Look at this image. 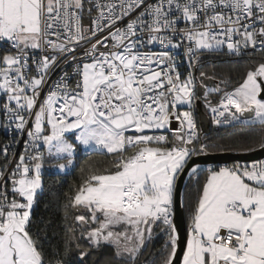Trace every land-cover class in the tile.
I'll list each match as a JSON object with an SVG mask.
<instances>
[{"label":"snow or ice","instance_id":"6c2138e0","mask_svg":"<svg viewBox=\"0 0 264 264\" xmlns=\"http://www.w3.org/2000/svg\"><path fill=\"white\" fill-rule=\"evenodd\" d=\"M257 51L234 86L197 75L204 54ZM201 101L233 130L220 142ZM0 117V264H101L105 248V264H264V160L202 166L264 152V0H0ZM80 152L108 159L80 168L50 251L34 231L42 173Z\"/></svg>","mask_w":264,"mask_h":264},{"label":"trees","instance_id":"16d2710c","mask_svg":"<svg viewBox=\"0 0 264 264\" xmlns=\"http://www.w3.org/2000/svg\"><path fill=\"white\" fill-rule=\"evenodd\" d=\"M260 52L249 53L240 57L228 54H204L200 58V63L197 65V75L200 71L205 72L208 77L218 82L221 88L224 83L228 82L230 86H234L240 82L246 71L256 63H259ZM210 99L215 100L216 94L212 93ZM205 110V108L203 107ZM201 130V128H200ZM202 131V130H201ZM233 130L230 128H218L211 125L209 132H203L208 137L213 138L216 142H220L222 138H226ZM5 135L0 133V147L5 142ZM108 157L99 154L86 155L80 152L77 156L75 166L70 172L50 173L46 169L43 170V189L38 194V203L34 208V221L36 227L34 231L41 232V239L44 247L47 250L55 251L57 245L63 236L65 221L63 216V205L65 203V194H69L74 186L79 183L80 168L86 166L89 162L103 164ZM0 161H3V156H0ZM185 199L194 195V181L187 180L184 188ZM186 226L188 223V215L185 212ZM51 225L46 227V225ZM164 240L157 238L153 241L155 250H159L163 245ZM102 256H94L99 258L101 264H105L107 257L111 255L110 249H102Z\"/></svg>","mask_w":264,"mask_h":264},{"label":"water","instance_id":"95a60500","mask_svg":"<svg viewBox=\"0 0 264 264\" xmlns=\"http://www.w3.org/2000/svg\"><path fill=\"white\" fill-rule=\"evenodd\" d=\"M204 89H201L203 91ZM199 107L196 110V114L198 116L199 120V126L203 132H209L211 129V121L209 118L208 113L203 109L202 101L198 102ZM206 161L205 165L202 166H209L212 164H218V163H231L234 162L236 159L240 160H260L264 159V152L258 151L252 154H249L248 156H236L234 153L231 152H224V153H215L210 157L204 158ZM187 178H185L184 182L181 184V193L184 194V188L185 184L187 182ZM175 222L178 225L181 233L184 232L186 228V218H185V212L181 211L178 212L175 217Z\"/></svg>","mask_w":264,"mask_h":264},{"label":"built area","instance_id":"2783aa9c","mask_svg":"<svg viewBox=\"0 0 264 264\" xmlns=\"http://www.w3.org/2000/svg\"><path fill=\"white\" fill-rule=\"evenodd\" d=\"M257 52H259V51H257ZM249 53H252V52H248L246 54H249ZM246 54H244V55H246ZM241 56H243V55H241ZM236 57H240V56H236ZM202 106L204 107L203 102H202ZM205 111L208 113L209 118H210V121H211L210 113L208 112V110L206 108H205ZM195 117H196V120H197L198 127L200 128V126H199V120H198V116L196 114V111H195ZM2 119L3 118L0 117V121H2ZM211 125H213V124L211 123ZM214 126H216V125H214ZM0 133L1 134L3 133L5 135V137H6L5 138V142L2 145V147H3V146H5V145H7V144L10 143V141H11V131L10 130L5 131V127L4 126H0ZM20 150H22V146L21 145H16L14 148L10 149V151H20ZM260 160H264V159H260ZM232 163L233 162H231V163H218V164H212V165H209V166H211V167L224 166V165H229L230 166Z\"/></svg>","mask_w":264,"mask_h":264},{"label":"rangeland","instance_id":"374dc122","mask_svg":"<svg viewBox=\"0 0 264 264\" xmlns=\"http://www.w3.org/2000/svg\"><path fill=\"white\" fill-rule=\"evenodd\" d=\"M206 85H207V88H208V89H211V88L215 87L216 85H218V82L215 81V80H213V79L211 78V79H209V80L206 81ZM76 159H77V157H76ZM76 159H75V162H76ZM75 162H74V163H75ZM72 168H73V167H69L67 170H65V171H63V172H59V173H61V174L68 173V172H70V170H71ZM44 169H46V170H47L48 172H50V173H57V172L54 170V169H55V165H48V164H46Z\"/></svg>","mask_w":264,"mask_h":264}]
</instances>
